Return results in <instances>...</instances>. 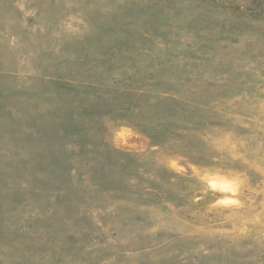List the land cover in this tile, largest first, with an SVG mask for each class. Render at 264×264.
I'll return each instance as SVG.
<instances>
[{
	"label": "rangeland",
	"instance_id": "374dc122",
	"mask_svg": "<svg viewBox=\"0 0 264 264\" xmlns=\"http://www.w3.org/2000/svg\"><path fill=\"white\" fill-rule=\"evenodd\" d=\"M0 264H264V0H0Z\"/></svg>",
	"mask_w": 264,
	"mask_h": 264
}]
</instances>
